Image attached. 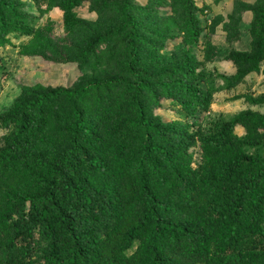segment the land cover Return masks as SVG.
Instances as JSON below:
<instances>
[{
  "label": "trees",
  "instance_id": "1",
  "mask_svg": "<svg viewBox=\"0 0 264 264\" xmlns=\"http://www.w3.org/2000/svg\"><path fill=\"white\" fill-rule=\"evenodd\" d=\"M133 1L50 3L41 12L64 11L66 38L48 41V26L25 23L22 0H0V45L31 36L22 55L42 56L35 39L44 50L53 41L48 58L80 70L70 88L22 87L0 115V264H264V93L243 94L248 108L234 117L203 101L220 91L225 60L236 81L264 75V0L251 54L215 58L208 39L203 61L187 47L206 9ZM84 2L95 22L72 12ZM242 11L209 34L223 21L226 39L238 38ZM162 100L184 122L156 116Z\"/></svg>",
  "mask_w": 264,
  "mask_h": 264
},
{
  "label": "rangeland",
  "instance_id": "2",
  "mask_svg": "<svg viewBox=\"0 0 264 264\" xmlns=\"http://www.w3.org/2000/svg\"><path fill=\"white\" fill-rule=\"evenodd\" d=\"M24 6L20 9L24 12H20L25 19L27 25L32 26L34 29L49 27V31H45V36L49 40L56 41L58 38L65 39V22L64 11L59 8L60 4H57L59 0H22ZM169 1V0H168ZM152 2V1H151ZM199 8L206 9L203 14L199 15L200 23L204 31L199 44L195 47H187L195 56L203 61L206 42L208 39L211 41L215 49V58H222L224 55L230 53L238 54L239 56L251 54L253 46L257 45L258 38L253 34L252 27H255V18L259 16L260 7L262 2L260 0H193ZM52 3L51 11L42 14L48 5ZM148 3V0H135L133 5L144 6ZM155 4V3H153ZM236 8H242V33L238 34V38L229 40L226 39L225 32L223 30V24L229 17V15ZM163 10V9H162ZM72 12L76 14V17L95 22L97 20L96 13L92 12L90 5L84 2L79 6L72 9ZM161 12V11H160ZM167 10H163V13ZM168 13V12H167ZM216 18H223L219 27L215 30V34H209L210 25ZM43 35V36H44ZM8 37V38H7ZM77 38V37H76ZM6 44L0 45V115L7 112L14 102L19 101L22 98V87L38 86L44 89L50 88H70L73 87L80 76V70L78 65L70 62L58 60H50L51 52L47 49L41 48L43 46L41 38H36L35 42L38 45V50L41 55L30 56L32 51L30 50L29 56H23L22 45L29 43L31 40L28 36L18 37L15 33H10L6 36ZM69 41L73 42L74 37L69 36ZM77 41L79 39L77 38ZM180 36L176 40H171L166 45L164 52H172V50L180 44ZM45 55V58L43 55ZM219 59V61H220ZM68 62V63H66ZM225 64L218 69V73L224 74L225 80L217 79L214 83V87L219 88V92H216L209 97L206 94L203 97L205 105H210V111L213 116L222 117H234L239 112L248 108V105L241 98L243 94H252L253 96L264 93V75L254 74L241 77L238 81L236 72L233 69V65L225 60ZM206 67L209 69L208 64ZM86 72H89L86 70ZM216 75V74H213ZM160 107H157L154 111L156 116L161 117L165 122L179 121L180 119L176 108L171 105L169 100H162ZM255 110L258 108L255 107ZM49 111V108H45L42 113ZM52 112L47 113V119ZM46 119V116H45ZM194 120V119H192ZM47 123V122H46ZM240 133V131H238ZM5 135V132L0 126V138ZM196 152V151H195ZM195 161L198 159V155L195 156ZM38 230L36 231L35 238L38 239Z\"/></svg>",
  "mask_w": 264,
  "mask_h": 264
}]
</instances>
